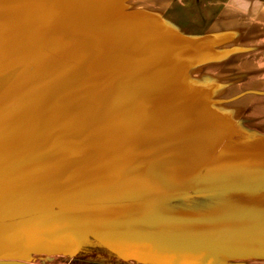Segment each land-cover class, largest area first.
I'll return each mask as SVG.
<instances>
[{
	"label": "crops",
	"instance_id": "crops-1",
	"mask_svg": "<svg viewBox=\"0 0 264 264\" xmlns=\"http://www.w3.org/2000/svg\"><path fill=\"white\" fill-rule=\"evenodd\" d=\"M264 264V0H0V264Z\"/></svg>",
	"mask_w": 264,
	"mask_h": 264
},
{
	"label": "trees",
	"instance_id": "trees-1",
	"mask_svg": "<svg viewBox=\"0 0 264 264\" xmlns=\"http://www.w3.org/2000/svg\"><path fill=\"white\" fill-rule=\"evenodd\" d=\"M114 256L112 252L107 250L105 247L101 246L98 242H96L93 239H89L77 252L74 260L72 261L71 264H84L88 262L90 259H96L102 256ZM116 257V256H114ZM118 259V258H117ZM119 260V259H118ZM120 261V260H119ZM102 261H97V262H92L93 264H104ZM121 262V261H120ZM124 264L123 262H121Z\"/></svg>",
	"mask_w": 264,
	"mask_h": 264
},
{
	"label": "rangeland",
	"instance_id": "rangeland-1",
	"mask_svg": "<svg viewBox=\"0 0 264 264\" xmlns=\"http://www.w3.org/2000/svg\"><path fill=\"white\" fill-rule=\"evenodd\" d=\"M99 260L102 261V262H104V264H122L116 257L110 256V255H106V256L99 257V259L98 258H96V259H90L88 262H86L84 264H93L92 262H97ZM77 264H79V263H77Z\"/></svg>",
	"mask_w": 264,
	"mask_h": 264
}]
</instances>
